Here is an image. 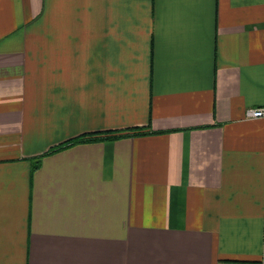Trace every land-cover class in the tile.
I'll return each instance as SVG.
<instances>
[{"label": "crops", "instance_id": "1", "mask_svg": "<svg viewBox=\"0 0 264 264\" xmlns=\"http://www.w3.org/2000/svg\"><path fill=\"white\" fill-rule=\"evenodd\" d=\"M256 107L264 0H0V264H264Z\"/></svg>", "mask_w": 264, "mask_h": 264}, {"label": "trees", "instance_id": "2", "mask_svg": "<svg viewBox=\"0 0 264 264\" xmlns=\"http://www.w3.org/2000/svg\"><path fill=\"white\" fill-rule=\"evenodd\" d=\"M131 130H133L134 134H143L144 133V130H142L141 128H133ZM122 135H125V133H123V134H115L113 132H91V133H86V134H82L80 136H77L76 138H73V139L69 140L68 143L60 145V146L54 148L53 150L60 149V148H62L64 146H66V145H69V144L75 143V142L94 141V140H100V139H113V138L120 137Z\"/></svg>", "mask_w": 264, "mask_h": 264}, {"label": "built area", "instance_id": "3", "mask_svg": "<svg viewBox=\"0 0 264 264\" xmlns=\"http://www.w3.org/2000/svg\"><path fill=\"white\" fill-rule=\"evenodd\" d=\"M247 116L249 117H262L264 116V107H256L247 110Z\"/></svg>", "mask_w": 264, "mask_h": 264}]
</instances>
